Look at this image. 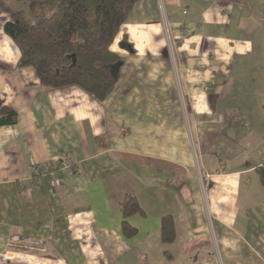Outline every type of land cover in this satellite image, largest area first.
<instances>
[{
  "label": "crops",
  "instance_id": "obj_1",
  "mask_svg": "<svg viewBox=\"0 0 264 264\" xmlns=\"http://www.w3.org/2000/svg\"><path fill=\"white\" fill-rule=\"evenodd\" d=\"M162 14L182 51L164 46ZM6 19L0 116H16L0 119V264H264V187L250 174L264 164V0H138L102 101L17 67ZM58 157L71 162L32 175ZM14 234L44 252L9 247Z\"/></svg>",
  "mask_w": 264,
  "mask_h": 264
},
{
  "label": "trees",
  "instance_id": "obj_2",
  "mask_svg": "<svg viewBox=\"0 0 264 264\" xmlns=\"http://www.w3.org/2000/svg\"><path fill=\"white\" fill-rule=\"evenodd\" d=\"M137 1L0 0V12L7 14L2 28L19 49L16 66L33 68L41 86H78L102 101L115 87L121 62L110 46ZM1 112V122H15L13 110L2 108ZM256 171L264 187V164ZM120 208L123 233L132 236L136 229L126 220L140 210L138 203L128 194ZM161 233L165 242L173 239L168 216L162 218Z\"/></svg>",
  "mask_w": 264,
  "mask_h": 264
},
{
  "label": "built area",
  "instance_id": "obj_3",
  "mask_svg": "<svg viewBox=\"0 0 264 264\" xmlns=\"http://www.w3.org/2000/svg\"><path fill=\"white\" fill-rule=\"evenodd\" d=\"M69 161H66L63 157H58L48 162L34 164L32 167V175L33 176H41V177H50L53 173L58 172L63 166L69 164ZM9 247L21 248L25 250L44 252V248L42 246L41 241H33L27 237H21L17 234H14L9 242Z\"/></svg>",
  "mask_w": 264,
  "mask_h": 264
},
{
  "label": "rangeland",
  "instance_id": "obj_4",
  "mask_svg": "<svg viewBox=\"0 0 264 264\" xmlns=\"http://www.w3.org/2000/svg\"><path fill=\"white\" fill-rule=\"evenodd\" d=\"M16 7H21V8H23V9H25V5H23V4H18ZM248 13V12H247ZM0 14H4V16H7V14L6 13H4V12H0ZM130 14V13H129ZM127 18H128V16H127ZM161 21L163 22V24H164V41H163V43H164V46L166 47V49L168 50V51H170L171 53L172 52H179V51H182L183 50V48H184V45H182V40L180 41V39L179 40H172L170 37H169V30L167 29V27L165 26V22H166V17H165V15H163L162 14V18H161ZM122 25L120 26V30H122ZM255 29V27H253V26H247V27H245V28H242V29H238V35L239 36H245L246 37V35L245 34H247V33H249V32H253V31H251L252 29ZM120 30H119V32H118V34L116 35L117 37L118 36H120ZM256 30V29H255ZM115 39H116V37H115ZM128 40V38H127V36H123L121 39H120V41L119 42H122V44L124 45V47H126V45L127 44H129V43H126V42H128L127 41ZM114 42V41H113ZM14 43V42H13ZM15 44V43H14ZM119 44V43H118ZM117 43L115 44V45H113V46H115V48L116 49H118L119 50V48H120V51H122V49H124V48H122V47H120L121 45H118ZM135 44V43H134ZM133 43L131 44V45H134ZM256 44V43H255ZM254 44V45H255ZM130 45V44H129ZM147 45H149V44H147ZM15 46H16V44H15ZM17 47V46H16ZM127 47H128V45H127ZM130 47V46H129ZM132 47V46H131ZM17 49H18V47H17ZM185 50V49H184ZM18 51H19V49H18ZM19 54H20V52H19ZM264 56V55H263ZM19 58V57H18ZM246 60V59H245ZM254 155H258V153L257 152H255L254 153ZM70 161H71V159H70ZM67 165V164H66ZM251 178H255L254 180L257 182V184H259V185H262L261 183H260V181H259V177H258V174H257V171L254 169V171H252L251 173ZM250 177V176H249ZM10 240V239H9ZM9 240H8V242H9ZM8 242H7V245H8ZM19 249H21V248H19ZM29 252H35V251H31V250H28Z\"/></svg>",
  "mask_w": 264,
  "mask_h": 264
}]
</instances>
